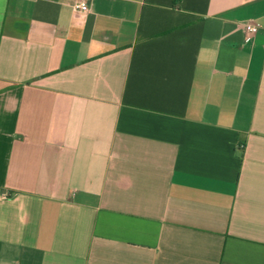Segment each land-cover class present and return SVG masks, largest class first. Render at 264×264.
<instances>
[{"label": "crops", "instance_id": "crops-1", "mask_svg": "<svg viewBox=\"0 0 264 264\" xmlns=\"http://www.w3.org/2000/svg\"><path fill=\"white\" fill-rule=\"evenodd\" d=\"M244 22L264 0H0V264H264Z\"/></svg>", "mask_w": 264, "mask_h": 264}, {"label": "built area", "instance_id": "built-area-1", "mask_svg": "<svg viewBox=\"0 0 264 264\" xmlns=\"http://www.w3.org/2000/svg\"><path fill=\"white\" fill-rule=\"evenodd\" d=\"M72 9L73 11L76 12H88L89 11V5L86 2H77L72 4ZM243 28L247 33L250 34H255V33H259V32H264V29H261L260 27H258L255 24H252L250 22H244L241 25L239 24H235L232 26V29H236V28ZM243 148V146H240Z\"/></svg>", "mask_w": 264, "mask_h": 264}]
</instances>
